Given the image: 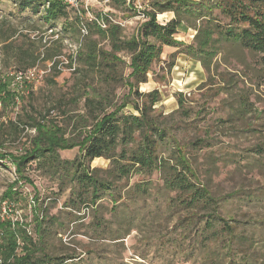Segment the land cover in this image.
<instances>
[{
  "label": "rangeland",
  "instance_id": "obj_1",
  "mask_svg": "<svg viewBox=\"0 0 264 264\" xmlns=\"http://www.w3.org/2000/svg\"><path fill=\"white\" fill-rule=\"evenodd\" d=\"M146 1L135 0L134 6L142 10L140 5ZM78 4V9L89 14L87 18L93 17V13L108 14L113 22L123 27L127 37L135 34L142 21L140 16L108 9L98 0H80ZM171 17L172 14H164L157 16V21L163 23ZM53 34L40 15H32L29 9L23 11L13 0H0V80L9 79L8 88L15 96L12 107H0V127L10 121L17 122L19 116L32 109L44 114L48 108L60 105L59 110L50 114L59 124L68 122L61 112L71 116L82 113V101L75 99L78 92L73 87L78 78L74 70L80 67L75 59L79 48L61 32L58 36ZM193 35L191 29L181 30L176 38L189 44ZM45 48L49 54H60L57 58L60 61L58 75L48 70L50 61L42 58ZM104 48L109 50L107 46ZM179 52L180 48L163 47L159 61L152 64L147 74L148 81L137 88L132 83L131 91L126 84L131 72L129 57L120 53V63L111 69L110 87L101 83V89L108 93L112 104H119L123 96L134 89L143 93L157 90L160 102L154 109L162 118L178 109L175 96L181 93L183 108L171 119H166L170 138L164 156L170 154L175 145L172 140L175 141L187 153L199 180L219 196L218 208L223 217L243 221L252 216L263 222L240 224L236 235L243 233L247 238L248 242L243 244L236 239L228 244L223 237L217 241L206 239V232L196 235L191 212L177 201L172 202L175 194L163 187L158 174L149 178L133 175L128 185L150 181L148 195L136 199L129 193L118 202L117 208H112L108 198L101 200L99 203L103 208L99 209L98 216L105 223V230L101 233L91 225L96 211L84 209L79 214L81 216L67 215L68 211L62 208L67 192L59 193L55 183L40 176L32 164L24 172L28 181L19 180L14 187L20 201L11 206L0 202V206L5 213L9 207L11 217L25 222L31 234L35 226L31 221L34 219L32 206L37 205V209H46L50 215L56 216L55 222L46 219L43 223V233L46 234L38 244L40 249L45 248L54 257L77 256L63 264H264V202L221 198L240 182L251 188H255L257 181L264 184L263 162L258 163L257 156L250 152L253 146L264 140V56L228 48L222 55L226 62L219 61L214 71L206 73L198 62ZM31 60L37 67L34 79L26 84L16 82L15 74L27 68ZM70 98L76 102L69 101ZM130 98L134 99L133 96ZM242 102L247 104L248 112L244 114L239 112ZM129 112L136 115L130 106L123 110V113ZM67 129L70 131L71 127ZM33 134L28 130L18 140L7 142L6 152L20 153L28 146ZM197 140L204 141L203 145L190 146ZM59 156L71 161L79 154L74 148L60 151ZM232 160L237 163H231ZM98 164L99 161L94 160L91 167ZM17 180L13 166L0 163V197ZM244 214L246 217L242 218ZM200 217L206 218L201 214ZM56 230L61 231L60 235H56ZM97 236L100 239H96Z\"/></svg>",
  "mask_w": 264,
  "mask_h": 264
},
{
  "label": "trees",
  "instance_id": "obj_2",
  "mask_svg": "<svg viewBox=\"0 0 264 264\" xmlns=\"http://www.w3.org/2000/svg\"><path fill=\"white\" fill-rule=\"evenodd\" d=\"M13 1L23 11L29 9L32 15H40L53 35L58 36L61 32L78 44L79 52L75 59L80 67L74 70L78 78L73 87L78 92L75 99L82 101V113L71 116L61 112L68 122L59 124L55 117L50 116L51 112L60 109L58 105L48 108L44 114L35 109L25 111L17 122L1 125L0 163H10L18 180L3 192L0 202L11 206L20 201L14 187L19 180L28 181L24 172L34 164L40 176L55 183L59 193L67 192V199L62 204V208L68 211L66 214L77 217L84 209L96 211L91 225L103 233L104 219L98 216L103 206L99 202L108 198L112 208H117L118 202L129 193L136 199L144 197L148 195L150 181L129 186V178L133 175L149 178L158 174L163 187L175 194L172 202L177 201L191 212L196 235L206 232V239L217 241L223 237L228 244L234 239L242 244L248 242L243 233L236 235L240 224L263 221L252 216L243 221H236L231 216L223 217L218 208L219 196L213 188L199 180L187 153L172 140L175 145L170 154L164 156L170 138L166 119H171L183 108V95L176 94L178 109L162 118L154 109L160 102L157 90L143 93L134 89L124 95L119 104H112L100 84L110 87L111 69L120 63V53L129 57L131 72L130 81L126 80V84L130 87L133 83L135 88L148 81L147 74L152 64L159 61L163 47L180 48L179 53L198 62L206 73L214 71L219 61L226 62L222 55L227 53L228 48L264 56V0H147L140 5L142 10L134 6L135 0H98L105 3L108 9L122 10L124 14L142 18L135 34L130 37L124 35L123 27L113 22L108 14L93 13V19H90L84 9L70 8L61 0ZM164 14H172V17L163 23L158 22L157 16ZM189 29L194 31L191 43L177 40L176 35L181 30ZM105 46L109 50H105ZM41 55L44 61L51 63L48 70L58 75L60 61L57 58L60 54H49L45 48ZM34 67V60H31L29 66L19 72ZM8 80H0L2 109L15 103ZM69 101L76 102L72 98ZM129 106L136 115L123 113ZM246 107L247 104L242 102L240 114L248 112ZM68 127H71L70 131ZM248 127L253 131L251 126ZM28 130L34 133L28 146L17 154L6 152L7 142L18 140ZM203 142L197 140L190 146L200 147ZM74 148L78 150V158L70 161L59 156L60 151ZM250 152L257 156L258 163L263 162V166L264 140L253 146ZM94 160H98L99 164L91 167ZM231 163L237 162L232 160ZM221 198L261 203L264 202V184L257 181L255 188H251L249 184L240 182ZM32 207L34 219L31 221L35 222V226L31 234L25 222L12 218L11 210L4 214L0 206V264H63L77 258L74 255L54 257L45 248H39L38 241L46 234L43 233V223L46 219L55 222L56 216L50 215L46 209H37V205ZM200 214L206 218L200 217ZM256 216L260 217L259 214ZM241 217H246V214ZM55 233L60 235L61 231L56 230Z\"/></svg>",
  "mask_w": 264,
  "mask_h": 264
},
{
  "label": "built area",
  "instance_id": "obj_3",
  "mask_svg": "<svg viewBox=\"0 0 264 264\" xmlns=\"http://www.w3.org/2000/svg\"><path fill=\"white\" fill-rule=\"evenodd\" d=\"M61 1H62V3L67 4L70 8H73L76 10L79 8L78 2L80 0H61ZM90 19H93V17L91 16ZM82 33L85 34L86 32L82 31ZM74 47L78 48V44H76ZM36 71H37V67L27 69L26 71H23V72H17L15 74V81L20 83V84H26L27 81H31L34 79L33 76L35 75ZM7 210L9 211L10 209H8V207H7ZM3 213H5L4 209H3Z\"/></svg>",
  "mask_w": 264,
  "mask_h": 264
}]
</instances>
